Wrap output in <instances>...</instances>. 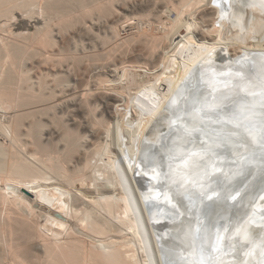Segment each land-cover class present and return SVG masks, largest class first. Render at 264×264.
I'll list each match as a JSON object with an SVG mask.
<instances>
[{
	"label": "bare ground",
	"instance_id": "6f19581e",
	"mask_svg": "<svg viewBox=\"0 0 264 264\" xmlns=\"http://www.w3.org/2000/svg\"><path fill=\"white\" fill-rule=\"evenodd\" d=\"M256 51L264 0H0V264H169L144 143L190 73Z\"/></svg>",
	"mask_w": 264,
	"mask_h": 264
},
{
	"label": "water",
	"instance_id": "95a60500",
	"mask_svg": "<svg viewBox=\"0 0 264 264\" xmlns=\"http://www.w3.org/2000/svg\"><path fill=\"white\" fill-rule=\"evenodd\" d=\"M226 57L227 55L223 57L222 53V55L218 56V59L223 60ZM208 64L209 67L198 72L194 78V73H190L172 96L167 105L170 107L167 108L165 113L166 127H160V129L164 127L166 129L157 136L159 141L156 143L146 141L144 143L146 148L142 154V160H145V165L150 170L156 172L155 177L159 173L157 179L154 178L156 183L159 184V188L168 191L167 187H170L179 191L178 197L180 199L177 202L172 201V196H168L161 201V204H164L169 209L166 214L173 217L171 224L179 222V218L184 216L177 229L172 231L175 234V238L167 246H163L161 242L159 244L164 252L163 260L170 262L169 264H174V262H177V264H191L188 261H192L194 257L193 254H188L192 252V249L191 239L186 236V233L188 232L189 224H191L193 229L195 228L197 216H199L202 223L211 221L224 226H228L230 222H234L237 219L243 221L257 217L258 219H253L252 227L258 233L260 229L257 230V228L264 225V216H259L260 211H264V207L258 206L262 197H264V160L261 158L258 145L249 142L247 148L239 147L235 151L229 148L226 154L224 150H218L220 155L213 157V163L222 171L213 173L212 165L210 164L208 167L209 173L214 176L211 181V187L214 189L215 194L213 192L208 193L209 196H212L211 200L206 196H202L203 191L208 187L206 181L201 182L204 183L203 188H201L200 184H197L189 186L187 192H185L183 187L178 188L173 183L171 177L164 175L169 172L168 148L172 147L174 141L179 142L180 133L176 131V128L191 123L190 110L186 111V100L190 96L195 95H200L201 97L206 95L211 99L214 91L227 94L242 73L250 74L255 79L260 71V66L264 64V53L256 51L250 57L242 54L233 63H228L224 60L222 64L210 61ZM227 65L230 68L226 72L219 70V67ZM247 99L251 101L253 98L248 96ZM177 118L180 119L177 120ZM173 120H177L176 125H172L171 122ZM212 127L216 126L213 125ZM203 139L205 137L198 133L197 145ZM187 147L191 149L192 145L188 144ZM205 147H208V145L206 144ZM253 151L255 155H253ZM241 157H247V159H241ZM175 168L176 165L173 164V169ZM242 168L244 169L243 174H241ZM189 196L191 200L188 199ZM232 197H235V200ZM173 205H176V207H173ZM181 209H184L183 213ZM177 215H179L178 218ZM166 232H168L169 237H172L171 231L167 229ZM164 238L166 239L167 236H164ZM245 251H247V248L239 253L238 258L243 261V258L247 257L246 260H251L252 264H258L261 260L259 252L257 251L254 256H246L244 254ZM233 258V253H229L224 257L225 264H229Z\"/></svg>",
	"mask_w": 264,
	"mask_h": 264
},
{
	"label": "snow or ice",
	"instance_id": "6c2138e0",
	"mask_svg": "<svg viewBox=\"0 0 264 264\" xmlns=\"http://www.w3.org/2000/svg\"><path fill=\"white\" fill-rule=\"evenodd\" d=\"M216 6L219 7V4ZM248 96L253 99L249 101ZM185 103L186 111L190 110L191 123L176 128L180 133L179 142L174 141L172 147L168 148L169 172L164 175L171 177L173 183L178 188L183 187L185 192L189 186L197 184L203 188L204 183L201 182L206 181L208 187L202 196L211 200L212 196L208 193L215 194L211 187L214 176L209 173L208 167L212 165L213 173L222 171L213 163V157L220 155L218 150L222 149L226 154L229 148L234 151L239 147L247 148L251 142L259 146L264 160V64L260 66L255 79L250 74H240L227 94L214 91L211 99L206 95L190 96ZM177 120H173L172 125H176ZM198 133L205 137L199 145L196 143ZM188 144L192 145L191 149L187 147ZM206 144L208 147H205ZM173 164L176 165L175 169ZM232 198L235 200V197ZM188 199L191 200V197ZM260 215L264 216V212ZM253 223L251 218L243 221L237 219L224 226L211 221L202 223L197 216L195 228L189 224L186 233L191 239L194 257L191 264H225L224 257L229 253L234 255L229 264H252L251 260L242 261L238 258L239 253L246 248V256H254L258 251L261 257L258 264H264V225L260 226L261 232L258 233L252 227Z\"/></svg>",
	"mask_w": 264,
	"mask_h": 264
},
{
	"label": "rangeland",
	"instance_id": "374dc122",
	"mask_svg": "<svg viewBox=\"0 0 264 264\" xmlns=\"http://www.w3.org/2000/svg\"><path fill=\"white\" fill-rule=\"evenodd\" d=\"M125 29H128V27H122V35L126 34V32L124 31ZM130 31V30H129ZM105 100H104V104H105ZM111 103V102H110ZM100 107H103L102 105ZM109 110V109H108Z\"/></svg>",
	"mask_w": 264,
	"mask_h": 264
}]
</instances>
